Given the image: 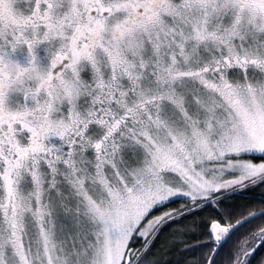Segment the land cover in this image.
<instances>
[{
    "label": "snow or ice",
    "instance_id": "obj_1",
    "mask_svg": "<svg viewBox=\"0 0 264 264\" xmlns=\"http://www.w3.org/2000/svg\"><path fill=\"white\" fill-rule=\"evenodd\" d=\"M0 264H264V0H0Z\"/></svg>",
    "mask_w": 264,
    "mask_h": 264
}]
</instances>
